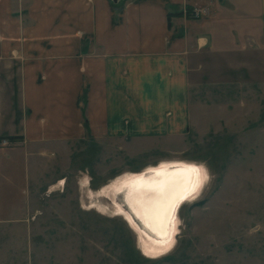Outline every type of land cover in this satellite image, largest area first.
Wrapping results in <instances>:
<instances>
[{"label": "rangeland", "instance_id": "374dc122", "mask_svg": "<svg viewBox=\"0 0 264 264\" xmlns=\"http://www.w3.org/2000/svg\"><path fill=\"white\" fill-rule=\"evenodd\" d=\"M206 64L169 131L109 133L84 117L59 147L4 146L25 165L0 182V264H264V53ZM171 161L202 176L156 248L114 213L110 191Z\"/></svg>", "mask_w": 264, "mask_h": 264}, {"label": "crops", "instance_id": "0c3cea01", "mask_svg": "<svg viewBox=\"0 0 264 264\" xmlns=\"http://www.w3.org/2000/svg\"><path fill=\"white\" fill-rule=\"evenodd\" d=\"M249 52L264 53V0H0V182L25 165L3 140L59 147L84 117L169 131L199 68Z\"/></svg>", "mask_w": 264, "mask_h": 264}, {"label": "bare ground", "instance_id": "6f19581e", "mask_svg": "<svg viewBox=\"0 0 264 264\" xmlns=\"http://www.w3.org/2000/svg\"><path fill=\"white\" fill-rule=\"evenodd\" d=\"M201 176L196 167L171 161L118 178L110 191L114 213L125 217L142 240L164 248L172 240L180 206L196 193Z\"/></svg>", "mask_w": 264, "mask_h": 264}, {"label": "built area", "instance_id": "2783aa9c", "mask_svg": "<svg viewBox=\"0 0 264 264\" xmlns=\"http://www.w3.org/2000/svg\"><path fill=\"white\" fill-rule=\"evenodd\" d=\"M205 11L202 9H194L192 11H186V13H189L192 17L194 18H198L200 17ZM3 146H8L9 145V141L8 140H3L1 143Z\"/></svg>", "mask_w": 264, "mask_h": 264}, {"label": "water", "instance_id": "95a60500", "mask_svg": "<svg viewBox=\"0 0 264 264\" xmlns=\"http://www.w3.org/2000/svg\"><path fill=\"white\" fill-rule=\"evenodd\" d=\"M114 3H118V0H112Z\"/></svg>", "mask_w": 264, "mask_h": 264}, {"label": "trees", "instance_id": "16d2710c", "mask_svg": "<svg viewBox=\"0 0 264 264\" xmlns=\"http://www.w3.org/2000/svg\"><path fill=\"white\" fill-rule=\"evenodd\" d=\"M114 3V2H113ZM114 4H117V3H114Z\"/></svg>", "mask_w": 264, "mask_h": 264}]
</instances>
